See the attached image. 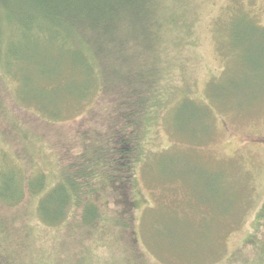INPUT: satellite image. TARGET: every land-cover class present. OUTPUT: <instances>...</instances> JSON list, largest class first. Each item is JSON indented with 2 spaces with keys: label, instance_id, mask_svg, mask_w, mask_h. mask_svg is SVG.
Instances as JSON below:
<instances>
[{
  "label": "trees",
  "instance_id": "trees-1",
  "mask_svg": "<svg viewBox=\"0 0 264 264\" xmlns=\"http://www.w3.org/2000/svg\"><path fill=\"white\" fill-rule=\"evenodd\" d=\"M168 1L0 0V149L9 151L0 153V264H20L9 252L21 246L5 232L10 225L17 229L21 216L58 231L53 260L63 258V264L206 262L214 257L213 225L224 242L226 221L240 209L230 178L209 179L205 167L189 161L167 171V154H161L154 162L165 170L157 176L154 162L147 168L181 197L153 213L140 197L138 170L155 155L151 133L162 118L172 123L177 107L196 104L189 97L172 104L174 58L162 42L173 16L168 8H176ZM253 23L234 32V41L252 52L243 59L261 76L264 40L259 47L249 36L264 38V29ZM235 68L230 71L239 72ZM230 71L210 83L206 98L248 117L264 104V80L253 71L225 78ZM202 109L200 119L185 120L200 123V132L180 134L198 146L213 131L214 110ZM65 120L79 125L73 136L64 133ZM33 147L41 150L34 161Z\"/></svg>",
  "mask_w": 264,
  "mask_h": 264
},
{
  "label": "rangeland",
  "instance_id": "rangeland-1",
  "mask_svg": "<svg viewBox=\"0 0 264 264\" xmlns=\"http://www.w3.org/2000/svg\"><path fill=\"white\" fill-rule=\"evenodd\" d=\"M168 3L176 8L175 11L171 7L168 8L173 16L168 18V28L162 42L167 48L164 53L168 52L167 54L173 55L174 58L169 64L173 78L170 85L177 88L171 95L172 104L181 101L182 97L192 98L196 104L187 108L177 107L174 109L177 110L173 119L175 122L170 123L166 117L162 118L158 128L151 133V146L155 155L150 161L147 158V163H142L138 170L140 197L150 202L148 207L152 209V213L159 211L162 205L172 204L175 196L181 197L178 191H175L177 188H173V191L171 188H165L147 168L148 162L153 165L157 155L161 154H167L169 158L165 157V161L169 163L167 171H172L174 164L182 168L180 164L186 165L189 161V164L197 163V166L205 167L208 171L206 177L209 179L216 178L221 182L224 176L226 179L230 178L237 188L233 201L240 205V209L236 206L238 210H235L238 216L229 215L226 221L228 225L225 227L229 234L222 233L224 242L219 241V227L213 225L216 230L212 228L209 238L213 241L214 257L206 262L199 260L197 264H264V104L258 105L259 110L256 108L253 114L246 117L235 111L215 108L206 98L210 83L225 71L234 69L236 64L243 76L253 71L259 82L264 80V75L259 76L258 72L251 68L252 64L243 59V54L250 55L252 52L241 50L238 46L240 44L234 41L239 38L234 32L249 30V25L253 22L257 28L264 29V0H169ZM256 35L252 33L249 37L259 41V47H262L264 38L261 34ZM236 50L240 52L234 61L237 57ZM259 50L261 48L253 52L257 55L258 52L261 53ZM233 71L228 72L225 78L238 77L239 72ZM15 85L12 84V89ZM18 89L20 91V88ZM65 90L63 94L67 95V89ZM93 101L95 102L94 99ZM42 102L46 106L49 103L46 99ZM208 106L214 110L213 131L207 140L204 139L205 143L198 146L188 142L180 134L189 133L190 130L199 133L200 123L185 120L188 117L200 119L202 108ZM62 110L68 111L67 108ZM72 112L82 115L85 110ZM77 126L79 125L70 124L65 120L61 127L64 133L73 136L74 132L78 131ZM202 135L203 133L198 137L201 138ZM17 149L18 144L15 152ZM38 151L41 150L37 147L31 149L33 161L38 158ZM0 153L8 154L9 151L5 147L2 150L1 147ZM26 160L23 158L21 161L24 164ZM156 164L157 162H154V173L158 176L159 171L165 170L166 164L163 168H158ZM39 165L43 167L42 162H39ZM39 169L41 171L40 167ZM137 207L144 219L147 212L141 200ZM3 213L4 210H0L1 216ZM31 219V216H21L20 222L15 219L13 228L17 229L13 230L11 225L6 229L5 233H14L13 241H17L22 249L15 246L14 250L9 252L12 255L17 254L16 263L63 264V258L53 260L56 257L58 231L44 226L37 227ZM143 222H146L145 219ZM207 234L208 232L205 237ZM208 240H201V244H206ZM210 250L206 253L209 254Z\"/></svg>",
  "mask_w": 264,
  "mask_h": 264
}]
</instances>
